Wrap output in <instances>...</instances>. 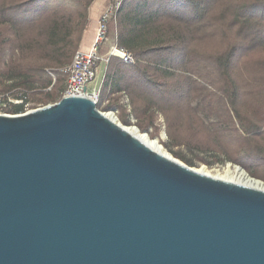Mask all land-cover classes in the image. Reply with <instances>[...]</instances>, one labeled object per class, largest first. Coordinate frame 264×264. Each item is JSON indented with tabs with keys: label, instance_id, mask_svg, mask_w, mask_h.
I'll use <instances>...</instances> for the list:
<instances>
[{
	"label": "water",
	"instance_id": "obj_1",
	"mask_svg": "<svg viewBox=\"0 0 264 264\" xmlns=\"http://www.w3.org/2000/svg\"><path fill=\"white\" fill-rule=\"evenodd\" d=\"M0 264H264V190L153 150L86 96L0 113Z\"/></svg>",
	"mask_w": 264,
	"mask_h": 264
},
{
	"label": "trees",
	"instance_id": "obj_2",
	"mask_svg": "<svg viewBox=\"0 0 264 264\" xmlns=\"http://www.w3.org/2000/svg\"><path fill=\"white\" fill-rule=\"evenodd\" d=\"M93 1L0 0V73L22 81L7 98L11 111L23 112L36 86L45 90L52 76L64 74L80 49ZM115 17L118 45L134 62L109 58L99 105L110 87L183 119L201 97L199 105L217 123L203 130L230 160L264 178L251 171L252 164L264 165V0H126ZM149 32L166 37L134 45ZM249 105L259 114L243 111ZM122 117L126 121L124 110Z\"/></svg>",
	"mask_w": 264,
	"mask_h": 264
},
{
	"label": "rangeland",
	"instance_id": "obj_3",
	"mask_svg": "<svg viewBox=\"0 0 264 264\" xmlns=\"http://www.w3.org/2000/svg\"><path fill=\"white\" fill-rule=\"evenodd\" d=\"M113 20H115L116 27H118L116 18ZM112 35L113 39L111 40L110 47L113 43H116L115 34L113 33ZM165 37L166 34L160 35L159 33L155 34L154 32H149L144 40L139 38L135 41L134 45H144L145 40L147 44L158 43ZM117 46L119 47L118 35ZM106 70L107 62L102 61V63L100 62V64L97 65L96 76L94 80L88 84L89 92L98 90L102 82L107 81ZM67 79L66 74L54 75L52 76L51 89L48 87L44 90L41 85L36 86L38 87L37 90L31 92V105L29 110L58 101L59 99L55 101L46 100L48 96H57L64 92ZM21 82L20 79L10 78L8 73H0L1 114L16 115L21 113L11 111L10 106L7 104V98L13 96L15 90L21 89ZM105 85L106 83L104 84V90H106ZM110 91V87L107 88L106 98L98 108L107 115L113 114L116 121L121 123L124 127L138 128L141 133L147 134L151 140L157 141L164 152H167L180 162L193 168L205 167L214 175H227L230 169V171L233 172L235 166H242L230 160L229 155L214 143L210 134L203 130L204 126L214 130L216 117L214 115H209L202 108V105H199L202 99L201 97L195 99L192 103V106L196 108L193 115L183 117V119H177L176 117H167L159 109L150 105L147 106L141 101H134L127 90H121L117 93H111ZM106 105H110V107L106 108ZM123 110L126 121H124L122 117ZM243 111L250 113L252 116L259 114L258 107L252 105L246 106L243 108ZM144 127H147V130H142ZM235 154H237V157L240 156V151L239 154L238 152ZM234 156L236 157V155ZM245 171L247 170L245 169ZM251 171L256 174L264 175V165L262 163L252 164ZM248 173L255 178H259L252 175L250 172ZM259 179L264 181V178Z\"/></svg>",
	"mask_w": 264,
	"mask_h": 264
},
{
	"label": "built area",
	"instance_id": "obj_4",
	"mask_svg": "<svg viewBox=\"0 0 264 264\" xmlns=\"http://www.w3.org/2000/svg\"><path fill=\"white\" fill-rule=\"evenodd\" d=\"M126 0H112L110 7L103 13L98 26L95 42L87 51L79 49L72 62L62 69L63 73L67 75V85L61 95L67 96H86L90 98L97 106L101 101L102 84L98 90L92 92L88 91V84L94 80L96 76V68L100 61V45L107 39L109 24L115 19L117 12L123 7ZM117 47V52H112L111 56H118L126 63H133L134 56L126 49ZM103 83V82H102ZM51 89V87H49ZM59 99V100H60ZM9 102L14 104H23L24 99L9 98ZM31 103H25L24 111L20 114L27 113Z\"/></svg>",
	"mask_w": 264,
	"mask_h": 264
},
{
	"label": "crops",
	"instance_id": "obj_5",
	"mask_svg": "<svg viewBox=\"0 0 264 264\" xmlns=\"http://www.w3.org/2000/svg\"><path fill=\"white\" fill-rule=\"evenodd\" d=\"M112 0H94L89 7V16L88 21L85 27V31L83 34V39L80 45V49L89 50L93 43L95 42V37L97 34L98 26L100 24L101 16L105 11L110 7ZM116 37V46H117V27L115 24V20L111 21L109 24V30L107 34V39L100 45V62L102 61L108 62L111 57V52H109V47L111 40L113 39V35Z\"/></svg>",
	"mask_w": 264,
	"mask_h": 264
},
{
	"label": "bare ground",
	"instance_id": "obj_6",
	"mask_svg": "<svg viewBox=\"0 0 264 264\" xmlns=\"http://www.w3.org/2000/svg\"><path fill=\"white\" fill-rule=\"evenodd\" d=\"M109 52H117V47H116V43H113L109 49ZM110 118L115 119L114 115H108ZM130 133H132L133 135H135L136 137H138L141 141H143L146 145H148L150 148H152L153 150L160 152L163 155H166L168 157H172L171 155H169L167 152H164L161 149V146L158 144L157 141L155 140H151L149 138V136L147 134H143L139 131L138 128L136 127H125ZM174 158V157H172ZM195 169L197 172L206 174V175H210L213 177H217V178H222V179H227V180H231V181H235V182H239V183H243L245 185H249V186H253L259 189H263L264 190V181L262 180H257V178L251 176L252 178H249V176L246 174L245 170H242L241 168H239L238 166H235V170L233 172H231L230 170L227 172V175H214L212 174L210 171H208L205 167H200V168H193Z\"/></svg>",
	"mask_w": 264,
	"mask_h": 264
}]
</instances>
